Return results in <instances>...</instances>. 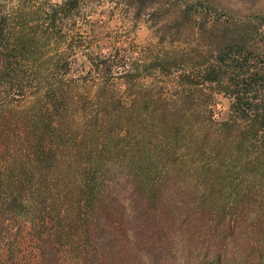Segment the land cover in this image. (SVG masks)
Returning a JSON list of instances; mask_svg holds the SVG:
<instances>
[{
  "label": "trees",
  "instance_id": "obj_1",
  "mask_svg": "<svg viewBox=\"0 0 264 264\" xmlns=\"http://www.w3.org/2000/svg\"><path fill=\"white\" fill-rule=\"evenodd\" d=\"M79 1L0 0V264H133L136 212L159 186L153 166L170 164L152 157L153 140L177 136L178 178L203 195L224 189L226 207L253 212L248 231L264 238V66L235 38L215 45L212 62L177 74L165 104L178 100V118L148 111L137 68L123 66L118 89L109 58H89L91 92L93 78L69 75L72 47L47 48ZM214 94L228 100L219 118ZM228 215L233 232L238 213Z\"/></svg>",
  "mask_w": 264,
  "mask_h": 264
},
{
  "label": "rangeland",
  "instance_id": "obj_2",
  "mask_svg": "<svg viewBox=\"0 0 264 264\" xmlns=\"http://www.w3.org/2000/svg\"><path fill=\"white\" fill-rule=\"evenodd\" d=\"M1 4L12 7L11 2ZM54 31L48 50L70 45L69 75L93 78L91 92L99 75L89 58H109L118 89L123 88V66L137 68L134 82L151 94L146 102L150 112L164 109L177 86V74L212 62L215 45L232 38L243 43L255 64L264 66V0H80ZM158 62L165 72L155 69ZM156 93L162 99L156 100ZM213 99V116L219 118L227 111L228 100L221 94ZM167 104L166 111L176 112L178 118V100ZM153 144L152 157L165 153L170 164L162 167L163 161L158 160L153 166L161 169L151 176L159 186L147 211L136 212L132 251L141 257L132 256L138 261L133 264H206L215 259L213 264H264V238L248 231L253 212L246 219L239 210L234 213L226 207L224 189L214 186L203 195L200 182L178 178V164L171 167L178 162V136L174 141L153 140ZM228 212L232 218L238 213L233 232Z\"/></svg>",
  "mask_w": 264,
  "mask_h": 264
}]
</instances>
